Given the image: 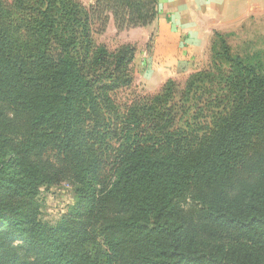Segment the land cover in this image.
<instances>
[{
	"label": "trees",
	"instance_id": "obj_1",
	"mask_svg": "<svg viewBox=\"0 0 264 264\" xmlns=\"http://www.w3.org/2000/svg\"><path fill=\"white\" fill-rule=\"evenodd\" d=\"M158 0H0V264H264V72L218 49L120 106ZM75 204L43 223L42 187Z\"/></svg>",
	"mask_w": 264,
	"mask_h": 264
},
{
	"label": "crops",
	"instance_id": "obj_2",
	"mask_svg": "<svg viewBox=\"0 0 264 264\" xmlns=\"http://www.w3.org/2000/svg\"><path fill=\"white\" fill-rule=\"evenodd\" d=\"M157 8L158 15L151 25L128 32L141 36L132 41L135 43L140 38V43L136 42L137 51L151 40L148 63L158 62L159 70L168 71L160 82L161 87L168 78L182 73L178 77L181 78L192 72L214 32L234 30L255 12L264 10V0H158ZM174 66L179 73L170 68ZM147 77L150 89L159 88L155 87L154 76L148 73Z\"/></svg>",
	"mask_w": 264,
	"mask_h": 264
},
{
	"label": "rangeland",
	"instance_id": "obj_3",
	"mask_svg": "<svg viewBox=\"0 0 264 264\" xmlns=\"http://www.w3.org/2000/svg\"><path fill=\"white\" fill-rule=\"evenodd\" d=\"M80 2L85 6H90L95 0H80ZM128 30L130 29L117 30L110 20L105 31L101 34H94V38L98 44H103L110 50L122 44H131L135 46L137 51L138 48L136 44L140 43V38L136 40L135 43H132V41L137 38L136 36L140 35H135V33L132 32L130 33ZM220 34L224 36L232 54L239 55L242 58H248L249 61H257L264 72V10L255 12L248 19L243 21L240 26L234 28V30ZM150 47L151 40H148L143 48L136 53L132 67L134 82L131 87L120 90L114 94L113 98L120 106H124L136 98L156 94L168 80L183 83L190 74L207 69L210 65L214 50L218 49V42L213 36L207 50L197 62V66L194 67L192 72L183 75L181 78L178 77L182 73L177 77L168 78L161 87L160 82L164 76L167 75L168 71L165 72V68L159 70L158 66L160 64L158 62H154L153 65L148 63L149 60L147 61V55L150 51ZM170 68H174V70L179 73L176 69L177 67L174 66ZM148 73L156 78L155 87L159 88H149L151 85L148 83ZM38 202L40 205V220L48 225H54L75 204L74 187L68 182H60L50 187H42L39 191Z\"/></svg>",
	"mask_w": 264,
	"mask_h": 264
}]
</instances>
